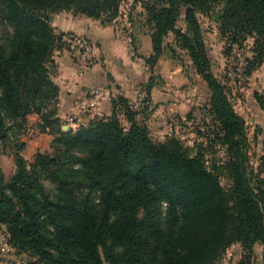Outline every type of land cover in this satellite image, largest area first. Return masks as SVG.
Returning <instances> with one entry per match:
<instances>
[{
    "label": "trees",
    "instance_id": "trees-1",
    "mask_svg": "<svg viewBox=\"0 0 264 264\" xmlns=\"http://www.w3.org/2000/svg\"><path fill=\"white\" fill-rule=\"evenodd\" d=\"M133 1L145 9L151 30L146 61L157 60L172 33L206 83L208 139L224 147L231 185L224 188L201 155L174 138L153 141L123 95L111 99L109 116L61 130L54 52L69 48V36L55 32L51 16L71 11L108 23L119 16L122 0H0L7 27L6 45L0 40V148L15 138L14 173L6 180L0 168V226L16 253L30 258L25 264H215L234 243L249 254L255 243L264 244V177L250 165L245 120L211 70L197 17L219 5L221 34L252 36L247 65L258 67L264 0ZM181 15L184 31L177 26ZM255 98L264 110L263 98ZM30 114L53 139L51 152L28 161L20 138ZM77 189L87 190L84 198ZM238 264H250L249 258Z\"/></svg>",
    "mask_w": 264,
    "mask_h": 264
},
{
    "label": "rangeland",
    "instance_id": "rangeland-1",
    "mask_svg": "<svg viewBox=\"0 0 264 264\" xmlns=\"http://www.w3.org/2000/svg\"><path fill=\"white\" fill-rule=\"evenodd\" d=\"M219 11L218 5L206 14L197 13L211 62V70L219 81L226 85L235 111L245 120L250 165L255 173L264 177L262 158L264 155V110L255 98L256 93L264 101V62L258 67L247 65V60L252 57L254 38L246 34L236 37L229 33L222 35ZM102 23L115 26L125 46L123 51L127 49L130 59L135 62L123 64L120 85L111 77H107L106 83L119 89L115 98L123 95L129 101H137L139 106L136 109L132 107L139 112L137 121L147 126L153 141L163 143L174 138L183 149L201 155L205 166L215 171L220 177L222 186L228 189L231 179L223 168L226 161L225 149L217 140L210 141L212 134L207 129L213 123L208 112L209 90L204 80L194 70L188 53L176 46L174 35L169 33L157 60L146 61L152 54V49L149 54H145V41L151 30L147 24L146 11L140 2L122 0L119 16L113 21ZM177 26L182 31L185 30L182 15ZM6 38L7 27L0 21V40L3 45H6ZM91 59L92 63L96 61L94 55ZM113 67L118 68L120 65L113 62ZM126 68L132 71L130 76ZM249 69L251 72L247 76L245 72ZM150 84V93H147ZM100 90L103 92V88ZM90 106L88 104L82 108L80 114L88 115ZM72 119L73 116H71ZM90 120L91 118L84 124ZM121 120L125 124L124 119L121 118ZM60 121L61 130L66 131L71 128L68 127V120L60 119ZM199 132L208 133L209 136L206 137ZM2 145L0 168L4 172L5 179L8 180L15 170L14 136ZM39 152H51L50 145L47 150L42 149ZM47 186L51 187L49 184ZM85 192L87 190L77 189L78 197L84 198ZM93 198L97 202L96 197L93 196ZM263 250L264 244L255 243L249 254L239 243H234L221 254L215 264H238L244 258H249L250 264H263ZM16 257L25 263L30 260L22 253H17Z\"/></svg>",
    "mask_w": 264,
    "mask_h": 264
},
{
    "label": "crops",
    "instance_id": "crops-1",
    "mask_svg": "<svg viewBox=\"0 0 264 264\" xmlns=\"http://www.w3.org/2000/svg\"><path fill=\"white\" fill-rule=\"evenodd\" d=\"M51 24L56 33L67 34L66 36L69 37H82L91 42L94 45V56L96 57L94 63L84 66L72 58L67 47L54 52L57 69L53 81L59 88L56 105L57 117L61 120H68V127L74 129L96 115H109L111 99L115 97L119 89L107 84L106 79L109 76L120 85L123 77L121 75L123 64L135 63L130 59L128 50L123 51L125 46L121 42L122 37H119L117 29L115 30L114 25L102 24L98 20L74 14L71 11L53 14ZM148 37L145 41L146 55L152 49ZM113 62H116L120 67L114 68ZM127 68L126 71L130 76L132 71ZM101 88H103V92L100 90ZM91 101L88 115L80 114L81 109ZM71 116H73L72 120ZM38 122L37 114L28 115L27 127H32L35 132L31 136L24 133L21 136V140L25 144L21 154L28 161L42 149L47 150L53 139L52 135L38 131ZM0 227L5 230L4 226Z\"/></svg>",
    "mask_w": 264,
    "mask_h": 264
},
{
    "label": "built area",
    "instance_id": "built-area-1",
    "mask_svg": "<svg viewBox=\"0 0 264 264\" xmlns=\"http://www.w3.org/2000/svg\"><path fill=\"white\" fill-rule=\"evenodd\" d=\"M66 41L69 44L72 58L84 66L92 63L91 57L94 55V45L91 42L77 36L68 37ZM130 104L135 109L139 106L137 101H130ZM34 132L35 130L30 126L24 130V134L28 136L33 135ZM16 254L14 246L9 241L8 232L0 227V264H25V261L18 259Z\"/></svg>",
    "mask_w": 264,
    "mask_h": 264
}]
</instances>
